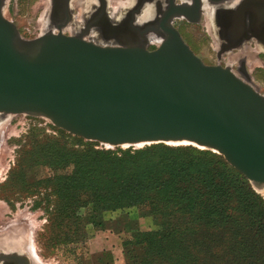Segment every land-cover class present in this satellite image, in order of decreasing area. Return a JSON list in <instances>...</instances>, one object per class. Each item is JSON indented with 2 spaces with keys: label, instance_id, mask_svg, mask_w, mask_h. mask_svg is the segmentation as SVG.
<instances>
[{
  "label": "water",
  "instance_id": "water-1",
  "mask_svg": "<svg viewBox=\"0 0 264 264\" xmlns=\"http://www.w3.org/2000/svg\"><path fill=\"white\" fill-rule=\"evenodd\" d=\"M6 1L0 0V113L40 117L109 147L185 144L208 150L255 189L264 187V93L229 67L205 65L172 24L198 23L202 0H167L159 24L138 29L127 23L124 30L131 34L160 30L162 40L151 51L126 39L91 42L86 27L80 35L63 34L70 0H63L68 12L56 11L67 18L56 24V33L22 39L4 17ZM246 5L249 12L264 11V0ZM104 9L101 0L99 14ZM16 259L19 251L0 248V264Z\"/></svg>",
  "mask_w": 264,
  "mask_h": 264
},
{
  "label": "rangeland",
  "instance_id": "rangeland-1",
  "mask_svg": "<svg viewBox=\"0 0 264 264\" xmlns=\"http://www.w3.org/2000/svg\"><path fill=\"white\" fill-rule=\"evenodd\" d=\"M42 6L43 0H9L4 17L16 27L22 39L32 40L41 35V21L48 16V8ZM74 22H80L78 11ZM173 27L205 65L227 66L246 79L258 93H264V51H256L257 42L249 46L250 51L256 52L243 57L238 49H232L223 55L221 62H217V44L206 33L202 19L195 24L176 19ZM154 46L149 47L155 49ZM5 126L0 131V233L3 232L0 235L10 232L21 238L17 245L4 242L7 249L15 247L23 250L30 256L31 262L33 259V264H139L146 250L150 251V256L162 253L168 257L170 251H189L192 246L204 247V239L194 240V237L187 235L190 233L183 237L173 233L166 236L167 241L163 245L160 243L164 249L159 248L155 241L162 237L157 235L161 231L160 221L148 215L141 217L135 209L105 214L103 225L98 227L87 219L86 210L79 209L75 215L80 221L74 223V227L67 228L63 224L55 228V219L48 221L49 215L62 209L61 205H65L66 200L64 203L58 201L56 197L63 193V189L58 184L57 187L48 185L49 177H60L69 169L74 171L73 165L82 159L81 155L91 162L90 151L118 156L120 152H135L152 145L109 147L72 136L46 119L25 115L13 117ZM165 146L190 147L185 144ZM66 164L69 165L64 169ZM248 184L264 203V187L257 190ZM219 230L225 231L221 227ZM145 234L156 236L146 238ZM229 236V232H224L223 239L215 246L225 250L234 245L235 241ZM139 246L142 252L135 255L133 249ZM30 252H33L34 258Z\"/></svg>",
  "mask_w": 264,
  "mask_h": 264
},
{
  "label": "trees",
  "instance_id": "trees-1",
  "mask_svg": "<svg viewBox=\"0 0 264 264\" xmlns=\"http://www.w3.org/2000/svg\"><path fill=\"white\" fill-rule=\"evenodd\" d=\"M90 152L91 162L81 155L74 171L47 179L48 185H61L58 201L66 200L62 209L49 215L55 228L77 224L79 209L86 210L96 227L103 225L105 214L135 209L141 217L160 221L157 235L162 237L155 241L159 248L173 233L204 239V247L170 251L168 257L150 256L146 250L139 264H264V203L221 156L191 146L162 144L118 156ZM224 232L235 244L222 250L215 243ZM133 250L138 255L142 247Z\"/></svg>",
  "mask_w": 264,
  "mask_h": 264
},
{
  "label": "flooded vegetation",
  "instance_id": "flooded-vegetation-1",
  "mask_svg": "<svg viewBox=\"0 0 264 264\" xmlns=\"http://www.w3.org/2000/svg\"><path fill=\"white\" fill-rule=\"evenodd\" d=\"M92 1L94 3L92 5L93 7L91 8L88 17H84V19L82 20L80 19V22L77 23V25L81 27L80 31H76L77 33L81 34L83 30L85 29V27L86 29H88V32L84 33V35L86 36L85 38H93V37L99 38V36L113 37V38H115V36L116 37L117 36L118 37L119 36H135L139 38L141 37L145 38L146 40V38L155 37L157 35L153 32L154 30L150 31L147 34L139 35L137 32H133L131 34L128 31H125L124 27L127 23L130 24L128 26L132 25V26L137 27L138 29L143 28L147 25L159 24L161 21V12L164 10L167 4V0H131V3L128 2V4L125 7H122V15L116 22V21H112L111 18L109 17L108 9H109L110 0H104L105 9L102 14L101 13L99 14L98 12V5L99 3H101V0L100 1L92 0ZM247 1L248 0H237L234 6L230 7V10L224 9V11L222 10L217 11L219 14H221L220 24H218L220 20L218 13L216 12V15H213L211 28H213L214 26L215 29L214 30L211 29V30L216 33L215 38L211 36L208 30H206V33L217 44V47H218L217 52H216L217 62H221L223 60V55H226L230 50L237 49L243 44H247L249 47L251 43H255L259 41L264 43V11H259L257 13L255 12V10H251V12H249V6L246 5ZM72 2L73 0L69 1V20L70 21H68L69 23H67V26L70 24V22L72 21L74 22V19H75L76 12L73 9ZM189 2L190 0H188L187 3H181L179 0H175V4L176 3L189 4ZM205 2L207 3L206 4L207 6L212 5L215 7L224 3V2H221V3L213 4L207 0H203L202 1L203 6ZM147 5L153 6L151 10V14L146 19L144 18L142 23L137 24L138 23L137 18L142 14L143 10L146 8ZM202 7H201L200 20L202 19V21L204 22V19L202 16ZM237 7L243 10V12L239 13L238 11L240 9L235 10ZM50 11L53 12V14H50L49 16V12H48L46 23H48L49 27L53 29L56 28L55 26L57 23H60L67 19V18L64 19L62 17L64 13L68 12L67 4H65L63 0H55L54 6L53 7L51 6ZM56 11L62 12V15L60 16L58 12L56 13ZM90 20L91 22H90V25L88 26L89 28H87V25H88L87 22H89ZM174 21L172 22V24L174 23ZM108 23L111 24V28H110L111 30L107 29ZM92 25H96V26L93 27ZM221 28L223 30H221ZM151 47L147 49L150 51L153 50L154 48L152 49ZM237 76L243 79L238 73H237ZM8 250L5 249L3 253L4 252L6 253V251ZM10 250L19 251L21 259L6 261L5 264H33L34 263L33 259L31 262L30 256H28L27 253H25L23 250H18L15 247Z\"/></svg>",
  "mask_w": 264,
  "mask_h": 264
},
{
  "label": "bare ground",
  "instance_id": "bare-ground-1",
  "mask_svg": "<svg viewBox=\"0 0 264 264\" xmlns=\"http://www.w3.org/2000/svg\"><path fill=\"white\" fill-rule=\"evenodd\" d=\"M8 1L9 0L6 1L5 6H7ZM179 1L181 3H187L188 0H179ZM128 2L131 3V0H110L109 9L108 10H109V17L111 18L112 21H116L117 22V20L122 15V7H125L128 4ZM236 2H237V0H228V1L218 5L216 7L212 6V5L207 6L206 2L204 4V6H203V3H202V6H203L202 7V16H203V19H204V25H205L206 30H208L210 32V34H211V36L213 38H215V34H216L215 32L212 31V30L215 29L214 26H213V28H211L213 15H216V12L219 11V10H222V11H224V9L230 10V7H233ZM54 3H55V0H43V6H45V8H48L49 11L51 9V6L52 7L54 6ZM93 3L94 2L92 0H73L72 6H73L74 11L76 10L75 11L76 13L78 11V15H79L80 19L82 20V19H84V17H88V15L90 13V10L93 7L92 6ZM43 6H42V8H43ZM152 7H153L152 5H147L146 6V8L143 10L142 14L137 18V22H138L137 24L142 23L144 18L146 19L151 14ZM5 10H6V7L4 9V12H5ZM218 16L220 18L221 14L218 13ZM46 19L44 21H41V25H43V26H41L42 27L41 28V34L42 33H56V29H53V28L49 27V24L46 23ZM215 19H216V17H215ZM220 21H221V18H220L218 24H220ZM139 29H142V28H139ZM80 30H81V27L78 26L77 24H75L72 21V22H70V24L66 28L62 29V32L63 33H65V32L67 33L68 32L69 35L75 36V35H80L79 33L76 32V31H80ZM221 30H223V29L221 28ZM153 32L157 36L151 37V38H146V40H145V38H142V37L139 38V37H135V36H119V37L115 36V38L99 36V38L98 37L97 38L96 37L86 38V40H90L91 42H94V43H97V44H101V45H106V44L113 45V44H119V43L124 42L126 40H128V41L132 40V42L145 45L146 47H148L150 45H156L157 46V45H159L160 41L162 40V33L160 32V30H154ZM145 34H147V33H145ZM237 49L240 51V55H242V56L243 55L245 56V54H247V53H251V52L254 53L255 52V51H250V49H249L247 44H243L242 46L238 47ZM257 50L264 51V43L263 42H261V41L257 42L256 51ZM251 61H252V59H251ZM15 116H17V115H5L3 113H0V131L3 130L4 129L3 126H5ZM2 233H0V234H2ZM13 234L14 233L8 232V234L5 233L4 235H0V248L2 249V252L5 249H7L5 247V243L4 242H9L10 245H12V243L16 244L17 242H21V238L19 236L15 237V236H13ZM14 235H18V234H14ZM26 247H28V246H26ZM26 249H28V248H26ZM30 250H32V248ZM30 253H31L32 257H33V254H32L33 252H30Z\"/></svg>",
  "mask_w": 264,
  "mask_h": 264
}]
</instances>
